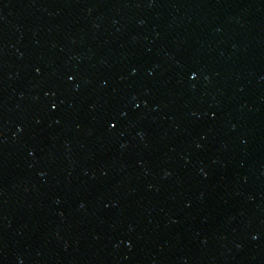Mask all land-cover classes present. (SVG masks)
Masks as SVG:
<instances>
[{"label":"water","instance_id":"obj_1","mask_svg":"<svg viewBox=\"0 0 264 264\" xmlns=\"http://www.w3.org/2000/svg\"><path fill=\"white\" fill-rule=\"evenodd\" d=\"M0 264H264V0H0Z\"/></svg>","mask_w":264,"mask_h":264},{"label":"snow or ice","instance_id":"obj_2","mask_svg":"<svg viewBox=\"0 0 264 264\" xmlns=\"http://www.w3.org/2000/svg\"><path fill=\"white\" fill-rule=\"evenodd\" d=\"M193 76H195V73L192 74ZM69 79H72V77H69ZM112 127H115V125H111Z\"/></svg>","mask_w":264,"mask_h":264}]
</instances>
